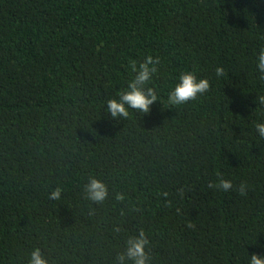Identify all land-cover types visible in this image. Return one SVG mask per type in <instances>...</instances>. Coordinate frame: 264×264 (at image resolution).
Returning a JSON list of instances; mask_svg holds the SVG:
<instances>
[{
	"label": "trees",
	"instance_id": "1",
	"mask_svg": "<svg viewBox=\"0 0 264 264\" xmlns=\"http://www.w3.org/2000/svg\"><path fill=\"white\" fill-rule=\"evenodd\" d=\"M261 48L264 0H0V264L37 248L48 264H114L140 229L150 264L264 256ZM149 54L157 102L113 119L107 100ZM188 70L209 91L169 104ZM217 173L234 189L209 188Z\"/></svg>",
	"mask_w": 264,
	"mask_h": 264
},
{
	"label": "clouds",
	"instance_id": "2",
	"mask_svg": "<svg viewBox=\"0 0 264 264\" xmlns=\"http://www.w3.org/2000/svg\"><path fill=\"white\" fill-rule=\"evenodd\" d=\"M160 64V58L149 54L146 55L142 62L137 64L131 62V71L135 73L134 77L128 82L127 88L120 93L118 99H109L106 102V110L113 119L127 118L129 109H133L142 113H149L151 106L157 102L158 95L155 88L148 86L157 73V65ZM257 69L260 73L259 79L264 80V48L259 50L257 56ZM226 75L225 69L222 66L215 68V76L217 78ZM211 87L208 78H198L193 71H184L179 75L178 82L174 88L168 93V103L172 105H183L189 101H194L201 94L209 91ZM259 102L264 105V95L258 97ZM256 132L264 137V122L254 123ZM209 188H215L224 192H229L234 189L233 182L230 179H225L222 173H217V182H209ZM247 185L241 183L236 191L240 195L246 194ZM62 195V189L56 187L49 194V199L59 200ZM86 198L102 203L108 197L107 185L92 177L85 185ZM164 195H167L165 193ZM118 200H123V194H117ZM192 227L191 224L188 225ZM149 246V240L143 229H140L136 235L129 236L125 250L118 254L114 264H150V256L146 249ZM29 264H48V261L43 257L40 249L32 251ZM249 264H264V256L258 254L250 255Z\"/></svg>",
	"mask_w": 264,
	"mask_h": 264
}]
</instances>
